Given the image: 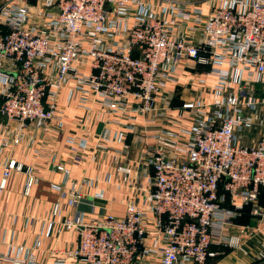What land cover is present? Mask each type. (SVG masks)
I'll list each match as a JSON object with an SVG mask.
<instances>
[{
  "label": "built area",
  "instance_id": "2783aa9c",
  "mask_svg": "<svg viewBox=\"0 0 264 264\" xmlns=\"http://www.w3.org/2000/svg\"><path fill=\"white\" fill-rule=\"evenodd\" d=\"M35 4L17 0L0 7V116L17 124L11 136L6 126L0 131V156L36 121L56 120L58 95L68 85L82 102L92 96L108 114L132 117L156 111L186 60L214 79L205 91L210 98L184 103L143 150L152 173L144 206L128 201L123 217L51 221L57 234L77 231L75 247L53 264H206L214 256L211 246L239 249L246 238L264 236V135L240 144L245 133L264 128V0H222L206 15L200 5L181 0ZM196 21L199 43L176 37L180 23ZM0 163V196L13 174L25 176L28 196L33 168L9 158ZM56 169L68 175L63 166ZM116 172L136 180L130 166ZM59 209L56 202L51 216ZM245 209L251 225L236 223ZM42 237L50 239V230ZM41 243L38 237L32 249ZM5 246L0 264H41L30 250Z\"/></svg>",
  "mask_w": 264,
  "mask_h": 264
},
{
  "label": "crops",
  "instance_id": "0c3cea01",
  "mask_svg": "<svg viewBox=\"0 0 264 264\" xmlns=\"http://www.w3.org/2000/svg\"><path fill=\"white\" fill-rule=\"evenodd\" d=\"M16 1L3 0L0 6ZM29 4L34 7L35 0H29ZM201 7L204 15L208 14L209 7ZM186 8L190 10V7ZM175 35L199 43L201 24L199 21L180 23ZM3 70L9 69L3 67ZM178 74V82L167 84L164 100L157 104L156 111L150 116L110 115L97 98L89 96L82 102L84 97L74 90L73 85L64 87L58 95L56 120L36 121L22 135L19 145L1 153V161L9 158L32 167L36 181L30 194L24 196L25 176L13 174L8 179L6 191L0 196L3 241L0 251L6 250L5 244L12 243L33 252L39 263L53 264L63 257V252L75 247L77 231L57 234V227L50 226L51 221L58 223L65 218L77 221L81 214L89 219H96L103 213L123 217L128 201L144 206L152 173L144 164L143 150L153 145L155 132L165 118L174 117L184 103L197 96L210 98V93L205 94V91L210 92L214 85V79L206 76L204 69L192 60H186ZM198 81H203L204 86L198 85ZM0 90L3 92L4 87ZM57 121L63 124L61 128L55 127ZM0 126V131L6 126L10 136L17 128L16 123L7 124L1 116ZM260 135H264V128L253 129L243 135L240 144L252 145L254 138ZM58 165L68 171L66 177L56 169ZM119 165L135 169L134 183L130 176L116 172ZM54 186L59 189H53ZM263 196L264 190L260 198ZM56 202L60 209L58 215L52 217ZM246 214L247 210L236 223L251 225ZM49 230L51 238L43 239L42 233ZM38 237L42 239L41 246L33 250ZM241 248L242 254L211 246L209 250L214 256L209 257L206 264H255L264 261L263 231L246 238ZM259 254L263 255L262 260H259ZM148 261L158 264L156 260ZM65 264H72L71 259H67Z\"/></svg>",
  "mask_w": 264,
  "mask_h": 264
},
{
  "label": "rangeland",
  "instance_id": "374dc122",
  "mask_svg": "<svg viewBox=\"0 0 264 264\" xmlns=\"http://www.w3.org/2000/svg\"><path fill=\"white\" fill-rule=\"evenodd\" d=\"M2 1L3 0H0V5L2 4ZM181 1H184V2H187V3H195V4L201 5V6L202 5H205V6L207 5L208 7H210L213 3H218V2H220L222 0H181ZM241 247L239 249H230L229 251L241 253L242 252V248Z\"/></svg>",
  "mask_w": 264,
  "mask_h": 264
},
{
  "label": "trees",
  "instance_id": "16d2710c",
  "mask_svg": "<svg viewBox=\"0 0 264 264\" xmlns=\"http://www.w3.org/2000/svg\"><path fill=\"white\" fill-rule=\"evenodd\" d=\"M263 190H264V189H262L261 191H263ZM245 210H246V209H245ZM245 210H244V211H245ZM243 213H244V212H243Z\"/></svg>",
  "mask_w": 264,
  "mask_h": 264
}]
</instances>
